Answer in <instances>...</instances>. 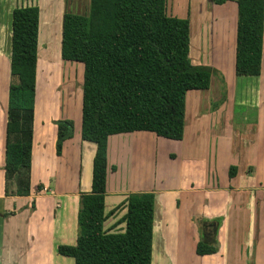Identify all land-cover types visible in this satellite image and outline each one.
Instances as JSON below:
<instances>
[{
    "label": "crops",
    "instance_id": "0c3cea01",
    "mask_svg": "<svg viewBox=\"0 0 264 264\" xmlns=\"http://www.w3.org/2000/svg\"><path fill=\"white\" fill-rule=\"evenodd\" d=\"M167 1L173 4V15L167 12L168 16L189 22L191 64L215 70L216 76L208 90L187 93L181 141L150 133L109 137L103 230L123 234L129 195L152 193V264H264V241L256 240L261 233L257 226L264 227V218L258 219L264 204V28L260 67L237 70L235 0L222 5L208 0H166V5ZM89 2L0 0V264H74L57 249L75 246L79 198L92 190L96 146L80 135L83 65L73 68L67 78L69 89L59 94L45 95L47 85L41 86L40 80L65 86L64 74L52 72L58 65L52 53L59 50L62 66L63 17L86 15ZM81 3L87 7L85 14L77 13ZM26 6L39 10L31 190L28 197H6L12 12ZM243 78L249 80L244 85L250 100L245 106L253 110L250 119L244 118V134L232 126L234 109L229 107L236 94L230 83ZM214 82L216 90H211ZM59 122L70 123L73 136L57 156V139L64 133ZM231 167L236 169L232 178ZM198 243L213 248L215 254L197 256Z\"/></svg>",
    "mask_w": 264,
    "mask_h": 264
},
{
    "label": "trees",
    "instance_id": "16d2710c",
    "mask_svg": "<svg viewBox=\"0 0 264 264\" xmlns=\"http://www.w3.org/2000/svg\"><path fill=\"white\" fill-rule=\"evenodd\" d=\"M222 5L229 0H208ZM237 70H257L262 62L264 0H235ZM39 10L12 12L11 81L5 142V196L30 195V168L36 97ZM61 58L83 65L81 140L96 146L91 192L79 198L75 246L57 253L74 264H152L154 196L131 194L125 232L106 234L104 200L109 137L150 133L181 141L186 95L208 90L216 71L189 59V22L168 16L166 0H90L86 15L66 13ZM56 143L72 138L70 123ZM231 167L229 177L235 176ZM40 189V188H39ZM215 254L198 243L196 255Z\"/></svg>",
    "mask_w": 264,
    "mask_h": 264
},
{
    "label": "rangeland",
    "instance_id": "374dc122",
    "mask_svg": "<svg viewBox=\"0 0 264 264\" xmlns=\"http://www.w3.org/2000/svg\"><path fill=\"white\" fill-rule=\"evenodd\" d=\"M21 1L22 0H19V3H21ZM27 1H29V0H26V2ZM23 3H25V2H23ZM81 4H82V6L78 10L79 12H77V13L85 14V12H87V7L85 6V4H83V3H81ZM166 6H167V9H168L167 12L171 13L173 15V12H172L173 11V4L170 3L169 1H167V5ZM70 11H73V5L70 6ZM58 55H59V50H58V54H57V49L54 50V52L52 53L53 60L55 61V64H58V65H55L57 67L53 68L52 72L58 70L60 73L62 72V75L64 74V76H65L64 85L65 86H63V87L59 86L60 87L59 88L57 86V82H51V85H49V82H48V84L46 82H42L41 83V81L44 80V79H41L40 80L41 86H45L46 87V85H47L46 91L44 92L45 95L49 94V93L52 94L53 92L55 93L56 91L59 94L61 92H64L65 90L69 89L68 84H67V78L73 73V70H75L79 65H81V64H74V63L72 64V63L63 62V65L61 66V65H59V62H61V61L58 60ZM59 58H60V56H59ZM70 64H71V67H70ZM74 67H75V69H73ZM42 77H44V76H42ZM55 77L58 79L57 73L55 74ZM248 81L244 80V78H243V79H241V81H238L237 83H234V82L230 83V86H232L233 84L235 85L233 91H235V93H236L234 101L230 100L231 106H229V107H231V109H234L233 112H232L233 117H232V120H231V124L234 127V129H240L241 128V131H243V134H244V128L246 127V124L244 122V118L245 119H247V118L250 119L252 117V115H253V110L251 108L245 106V103L250 101L248 96H246V94H244V92L247 89L246 86H244V85L249 83ZM251 81L254 83L253 80H251ZM77 89L78 88L76 86V90ZM224 89H225L224 87H221L222 93L225 92ZM252 89L254 90V87H252ZM211 90H216L215 82H214V86H213V88ZM244 96L246 97V99H245ZM51 100L52 99H50L48 101L51 102ZM45 102H46V100L40 99V103H45ZM230 113H231V111H230ZM244 114H246V115H244ZM75 122L77 123V119L75 120ZM224 125L228 126L229 125V121L226 122V124H224ZM224 129L225 128L222 129L223 132H224ZM118 180L120 181V177L119 176H118ZM123 182H125V181H123ZM263 209H264V204L261 206V208L259 210V215H258V219L259 220H262L264 218V210ZM259 224H261V222H259ZM256 230H257V232L258 231L261 232V233H257L256 240H259L261 242L264 241V233H263L264 227L259 225V227L257 226Z\"/></svg>",
    "mask_w": 264,
    "mask_h": 264
}]
</instances>
